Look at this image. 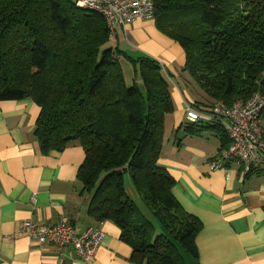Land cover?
Segmentation results:
<instances>
[{
	"label": "trees",
	"instance_id": "obj_1",
	"mask_svg": "<svg viewBox=\"0 0 264 264\" xmlns=\"http://www.w3.org/2000/svg\"><path fill=\"white\" fill-rule=\"evenodd\" d=\"M75 1L0 0V101L38 106L33 134L43 153L80 143L87 213L119 228L133 264H185L182 252L197 257L202 223L158 164L165 116L175 109L169 79L156 60L113 46L102 16ZM153 3L156 28L182 47V70L206 105L264 96V0ZM120 58L133 63L138 82L126 84ZM126 174L138 203L125 190Z\"/></svg>",
	"mask_w": 264,
	"mask_h": 264
},
{
	"label": "crops",
	"instance_id": "obj_2",
	"mask_svg": "<svg viewBox=\"0 0 264 264\" xmlns=\"http://www.w3.org/2000/svg\"><path fill=\"white\" fill-rule=\"evenodd\" d=\"M114 33L111 41L132 58L159 61L170 82L175 109L165 116L158 164L174 178L172 193L180 205L202 223L197 257L183 255L184 263L264 264V159L249 174L237 162L212 170L211 161L227 147L219 127L185 121L186 104L207 103L182 70V47L154 19H136ZM201 98L204 103L197 101ZM38 113L31 99L0 101V264H133L119 228L87 213L88 197L80 195L77 181L84 160L80 143L43 153L33 134ZM262 123L264 128V115ZM63 216L79 233L103 230L91 261L78 258L71 247L38 245L21 228L24 220L51 225Z\"/></svg>",
	"mask_w": 264,
	"mask_h": 264
},
{
	"label": "built area",
	"instance_id": "obj_3",
	"mask_svg": "<svg viewBox=\"0 0 264 264\" xmlns=\"http://www.w3.org/2000/svg\"><path fill=\"white\" fill-rule=\"evenodd\" d=\"M75 3L80 8L99 13L111 37L117 29L124 30L136 19L154 17L153 0H76ZM263 110L264 96L255 92L246 102H235L232 106L222 102L206 106L186 104L184 118L189 124L216 125L227 134L229 146L211 161L212 170L237 162L243 173L248 174L257 162L264 159ZM21 228L36 244H51L59 249L71 247L75 255L86 262L93 259L104 238V232L99 227H88L79 233L66 216L51 225L24 220Z\"/></svg>",
	"mask_w": 264,
	"mask_h": 264
},
{
	"label": "rangeland",
	"instance_id": "obj_4",
	"mask_svg": "<svg viewBox=\"0 0 264 264\" xmlns=\"http://www.w3.org/2000/svg\"><path fill=\"white\" fill-rule=\"evenodd\" d=\"M115 34V33H114ZM111 44L113 46H118L116 41H111ZM119 62H120V65H121V68H122V71L124 73V77H125V82L128 86L132 85L133 84V81H136L138 82V75L135 73V69H134V66H133V63L128 61L127 59L125 58H120L119 59ZM184 64V63H183ZM136 69L137 66H136ZM124 186H125V190L127 192V194L134 200L138 203V194L135 190V188L132 186L131 184V180H130V177L126 174L124 176ZM187 253L185 252H182V255H186ZM186 257V256H185Z\"/></svg>",
	"mask_w": 264,
	"mask_h": 264
}]
</instances>
